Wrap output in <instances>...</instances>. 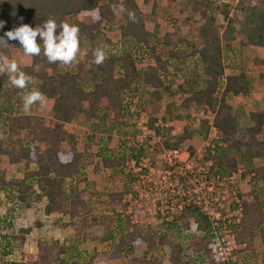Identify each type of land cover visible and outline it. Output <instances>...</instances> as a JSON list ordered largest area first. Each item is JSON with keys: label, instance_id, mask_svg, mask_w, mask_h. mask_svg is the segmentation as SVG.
<instances>
[{"label": "trees", "instance_id": "obj_1", "mask_svg": "<svg viewBox=\"0 0 264 264\" xmlns=\"http://www.w3.org/2000/svg\"><path fill=\"white\" fill-rule=\"evenodd\" d=\"M101 1L0 0V21L5 22L0 36L20 23L35 28L52 17L57 23L77 25L80 48L89 45L73 66L50 64L39 55L31 57L30 65L22 68L35 82L29 90L36 87L52 99L46 117L26 113L20 90L8 84L7 73H0V191L5 204L35 213L41 209L44 215L54 217L55 225L64 215L68 219L61 225L71 230L65 240L38 238L36 252L21 253L19 260L8 264H106L120 254L128 256L123 264H163L160 256L166 246L169 264H264V187L259 186L264 185V110H252V125L242 127L231 104L237 96L248 95L264 77V0H187L192 12L187 19L201 23L191 25L189 39L177 42L176 29L162 34L147 29L149 14L141 10L138 1ZM152 1L155 10L157 4ZM176 2L163 0L166 8ZM113 3L133 12L135 21L127 12L114 14ZM232 11L240 12L242 19L232 16ZM80 16H90L91 22L85 23ZM108 32L116 34V42ZM8 44V48L0 45V53L10 57L20 44L14 40ZM246 46L260 47L263 56L254 57L249 64L242 56ZM97 47L107 52V59L99 66L92 56ZM143 59L147 61L145 67L139 65ZM249 65L254 70L252 85L248 83ZM227 68L231 73H225ZM190 69H194L193 74ZM181 70L184 74L179 77ZM174 85L187 94L180 103L182 110L194 104L213 113L224 145L213 156L210 151L206 153L205 158L213 160L212 170L224 174L240 167L243 175L253 180L251 198L244 203L241 231L237 233L247 247L236 251V259L231 262L210 258L209 222L198 208L186 207L160 234L148 226L129 228L128 218L122 220L118 212L113 219L115 204L124 190H98L95 179L87 174L94 155L86 149L96 141L104 146L98 155L105 169L120 171L126 159L142 150L122 141V149L111 153L107 144L113 131L127 126L129 130L123 134L135 135V124H129L132 111H157L163 96H175ZM78 114L90 121V132L81 148L76 135L64 127ZM155 119L151 115L148 124L153 127ZM203 127L206 131L207 119ZM155 130L170 147L180 146L193 136L187 127L175 135L170 126ZM10 164L23 165L20 176L6 177ZM122 176L126 181L130 178ZM102 204L105 207L101 212ZM34 226L42 227V223L36 221ZM30 230L31 226H16L8 216L0 217V264L14 249L24 247ZM95 241V245L85 248ZM139 243L146 246L144 255L130 256Z\"/></svg>", "mask_w": 264, "mask_h": 264}, {"label": "rangeland", "instance_id": "obj_2", "mask_svg": "<svg viewBox=\"0 0 264 264\" xmlns=\"http://www.w3.org/2000/svg\"><path fill=\"white\" fill-rule=\"evenodd\" d=\"M140 3V8L143 12L148 13L149 16L147 20L145 21V26L147 29L151 31H158V33H164L166 30H177V36L175 38V42H177L180 38L189 39L190 38V32H191V25L197 26L201 22L199 21H191V19H187L191 16V7L187 4V0H177V2L171 7L166 8L165 4L163 3V0H155V3L157 4V8L153 10V1L150 0L147 3H142L141 0H136ZM106 0H102L101 3H105ZM232 16L237 17L238 19H242V14L240 12L232 11ZM82 21L85 23L91 22L90 16H80ZM108 37L116 42V34L112 32L107 33ZM21 45L16 46V48L11 53L12 55L10 58L15 59L20 66V70L26 65H30L31 63V56H25L23 53V49L20 48ZM89 45L88 43H85L80 48V53L78 58H82L84 54L88 51ZM253 47V46H252ZM244 48L242 50V56L248 61L249 64H252V59L256 56V51L252 48ZM41 55H43V50L41 51ZM146 59H143L140 61V66L145 67L146 66ZM72 64L71 66H73ZM39 66H35V70L39 71ZM230 68H227L225 73L230 72ZM248 73L250 75L248 83L252 85L253 81L251 80L252 74L254 73L253 66L249 65ZM190 73H194V69H190ZM179 77H182L184 72L181 70L178 72ZM193 77V76H192ZM203 77V76H201ZM190 82H192V78H190ZM260 84L254 85L250 93L248 95H244L241 97V99L237 100L236 98L231 100V104L234 103L236 105V108L238 111H242V109H246L244 113L247 112V110L259 108L262 107L264 109V79L259 81ZM258 84V83H257ZM185 85V84H184ZM152 88L149 89L151 91ZM173 92L175 93V96L166 94L163 96L162 100L158 103L157 111L155 109L151 110L149 109L147 112L134 109L132 111L129 124L134 123L135 129L138 131H142L141 124H139L141 121H146V123H149L150 116L156 117V119L153 121V127L148 124V127L152 131H156L155 128L161 129L162 127L170 126L171 130L175 131L176 133H182L184 128L187 127L188 131L192 132L193 136L191 139H188L184 144L188 147L198 148L200 145H202V139L201 136H203L206 132L203 127V120L205 119L206 115H209L207 110L205 109V112L201 114L199 110H202L201 107L196 106L194 104H190L186 110H182L180 108V103L182 99L187 95L185 94L181 89L176 88L175 85L173 87ZM242 101L239 102L238 101ZM127 99L123 100V104ZM52 105V99H49L45 96V100L43 103H37L34 104L30 110L32 114H37L46 117L47 112L50 109ZM167 105L169 106V112H166ZM204 111V110H203ZM141 119V121H139ZM133 120L135 122H133ZM252 125V124H251ZM64 127L69 130L70 132L74 133L77 137V146L83 147V145L87 141L88 133L90 132V121L86 119L84 114H78L74 117V119L71 122H66L64 124ZM246 127V126H244ZM126 129L129 130V127H125L122 130H115L111 134L110 142L107 144V149L113 152H117L121 150V144L122 141L126 144L136 145V141L134 140L135 135H124L123 131ZM172 132V131H171ZM24 135V132H23ZM137 147V146H135ZM138 148V147H137ZM139 149V148H138ZM104 150V146L101 145V142H94L92 146L88 147L86 149L87 152L93 154L94 160L92 164H90L87 167V174L89 177L95 179L96 181V187L98 190H101L105 192L106 190L114 191V190H125L127 189L129 183L131 182V178H129L127 181L122 176L125 175V173H121L119 170H113V169H105L101 167L100 165V158L98 153L102 152ZM146 152V149H142L135 151V156L133 158L139 157L142 153L144 154ZM151 158H155V154L150 156ZM131 158V157H130ZM3 160H6V157L2 158ZM24 168L22 164H10L7 166L6 170V177L9 178L11 176H20L23 172ZM246 183H242V189L244 191V196L247 198H251V190L253 189V180L250 178V175L246 176ZM249 179V180H248ZM259 183V182H257ZM259 186L264 187L262 183H259ZM124 192V191H123ZM120 202V201H119ZM119 202H116L114 207V218L116 219L117 215V209L119 207ZM247 202V201H246ZM6 199L3 195V192L0 191V217L2 216H8L10 219L14 222L16 226L19 227H30L31 230L27 234L26 237V243L24 247L16 248L14 249L7 257L6 260L3 262L4 264H8L9 262H16L19 260L21 253L24 252H36L37 246L36 242L38 238H44L47 240L52 239H59V240H65L67 239L70 234V229H65L62 227L61 223L63 221H66L68 219L66 216H62L60 223L57 224V226L53 222V216H46L42 213L41 209L37 210V213L28 212L24 210L19 205L14 206L12 208L10 205L5 204ZM11 207V208H10ZM101 212L102 209L105 207L104 204L101 205ZM120 217V216H119ZM243 217V216H242ZM122 220L127 219V217H120ZM42 223V227L34 226L35 222ZM129 221V219H128ZM242 222V218H241ZM241 222L239 224V227L237 228L236 233V239L239 241V243L242 244V247L237 250V252H242L246 247L247 243L245 241H241L238 238V232L241 231ZM134 225L139 226H148L146 224H137V223H131L129 221V228H132ZM151 228V227H150ZM152 229V228H151ZM97 242H91L86 244L85 248L92 247ZM146 249L145 244L139 243L134 246L133 252L130 256L135 258H140L144 255V251ZM148 256H150L148 254ZM169 257V249L168 247H164L162 249V256H160V259L162 260L163 264H169L170 261L168 259ZM128 258L127 254H120L115 255V257L110 258L106 261V264H123L124 260ZM2 263V262H0Z\"/></svg>", "mask_w": 264, "mask_h": 264}, {"label": "built area", "instance_id": "obj_3", "mask_svg": "<svg viewBox=\"0 0 264 264\" xmlns=\"http://www.w3.org/2000/svg\"><path fill=\"white\" fill-rule=\"evenodd\" d=\"M207 113L208 127L198 148L184 143L166 146L160 134L152 131L146 121L139 120L143 130L136 132L134 140L146 152L121 165L120 170L130 176L131 182L122 193L117 212L131 223L149 225L160 234L186 207L198 208L209 222L210 258L231 262L242 247L235 232L244 203L249 200L242 189L247 175L240 167L224 174L212 170L213 160L206 159V153L210 151L213 156L224 144L214 125L213 113ZM171 134L175 135V131ZM153 154L154 159L150 157Z\"/></svg>", "mask_w": 264, "mask_h": 264}, {"label": "clouds", "instance_id": "obj_4", "mask_svg": "<svg viewBox=\"0 0 264 264\" xmlns=\"http://www.w3.org/2000/svg\"><path fill=\"white\" fill-rule=\"evenodd\" d=\"M111 10L114 14L127 12L129 18L135 21V14L118 3H113ZM96 11L98 18V10ZM4 23L0 21V28L4 27ZM38 37L42 43H38ZM9 40L18 41L25 56L36 57L41 55L43 50V55L50 64L59 63L64 66H71L79 62L80 29L77 25L70 24L67 21L57 23L55 18L50 17L35 28L29 24L20 23L19 26L6 31L3 36H0V45L8 48ZM92 56L96 65H102L107 59L106 49L97 47L93 50ZM0 73H7L9 77L8 84L20 90L23 110L26 113L31 110L34 104L44 102L45 96L38 88L32 87L29 90V85L35 83L33 78L20 70V66L15 59L3 53H0Z\"/></svg>", "mask_w": 264, "mask_h": 264}, {"label": "crops", "instance_id": "obj_5", "mask_svg": "<svg viewBox=\"0 0 264 264\" xmlns=\"http://www.w3.org/2000/svg\"><path fill=\"white\" fill-rule=\"evenodd\" d=\"M250 47H252V46H246V47H244V48H250ZM243 48V49H244ZM255 51H256V56L255 57H257V58H260V57H262L263 56V50L260 48V47H252ZM244 51V50H243ZM229 73H231V70H230V72ZM229 73H226V74H229ZM262 79H264V77L262 78ZM261 79V80H262ZM260 84V82L257 84V86ZM241 97L242 96H237L236 97V99L237 100H239V99H241ZM233 102L235 103V101L233 100ZM239 102H242L241 100L240 101H238V103ZM234 103H232V106H233V109L237 112V117H236V121H237V124L239 125V126H242V127H244V126H246V127H248V126H250L251 124H252V122L250 121V119H249V113L252 111V110H256V109H262V110H264L262 107H259V108H254V109H250V110H247V112L246 113H244V111H246V109H242V111H238V109L236 108V105H234ZM204 109H202V110H199L200 112H201V114H203L204 112H205V110L203 111ZM208 111V110H207ZM203 112V113H202ZM172 131V130H171ZM175 134H179V133H176L175 132ZM191 139V138H190ZM188 140V139H187ZM187 140H185V142L187 141ZM67 220V219H66ZM57 226V225H56Z\"/></svg>", "mask_w": 264, "mask_h": 264}]
</instances>
